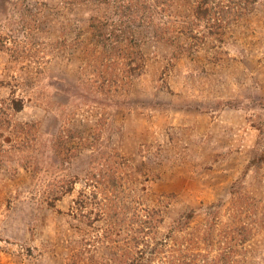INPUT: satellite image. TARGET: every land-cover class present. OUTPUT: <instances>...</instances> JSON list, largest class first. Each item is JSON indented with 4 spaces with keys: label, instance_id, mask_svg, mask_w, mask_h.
Wrapping results in <instances>:
<instances>
[{
    "label": "rangeland",
    "instance_id": "rangeland-1",
    "mask_svg": "<svg viewBox=\"0 0 264 264\" xmlns=\"http://www.w3.org/2000/svg\"><path fill=\"white\" fill-rule=\"evenodd\" d=\"M190 10L191 0H176L139 19L145 68L120 88L87 65L90 18H112L111 7L0 0V99L22 98L15 119L35 125L25 137L0 129V264H120L132 240L105 209L125 202L140 221L144 208H160V238L195 211L179 242L215 214L210 243L199 237L192 250L264 264V0L200 45L179 30ZM67 127L81 136L67 143L69 161L53 146ZM121 169L142 180L143 204L120 199L111 180Z\"/></svg>",
    "mask_w": 264,
    "mask_h": 264
},
{
    "label": "trees",
    "instance_id": "trees-1",
    "mask_svg": "<svg viewBox=\"0 0 264 264\" xmlns=\"http://www.w3.org/2000/svg\"><path fill=\"white\" fill-rule=\"evenodd\" d=\"M80 1V0H77ZM90 1V0H87ZM107 7L113 9V17L104 19L96 16L90 18V31L95 39V47L86 50L88 54V67L95 68L98 74L107 72L110 74L109 79L105 82L115 84L120 88L123 82L129 76H140L145 68V56L140 44L135 39L133 26L139 23V19L151 18L154 21L156 11H166V6L171 7L176 0H97ZM259 0H191L190 14H186L180 25V32L195 40L199 45L206 39L222 40L226 33L227 27L233 25L247 11H250ZM161 9V10H160ZM160 12V13H161ZM164 15V14H163ZM205 39V40H204ZM65 40V39H61ZM60 41V40H59ZM57 40L55 46L59 48L60 41ZM63 43V42H62ZM0 43V48H3ZM17 49V48H16ZM106 77V76H105ZM105 80V79H104ZM104 82V83H105ZM3 86H10L9 83ZM15 92V91H14ZM25 101L17 98L14 93L7 99H0V129L14 128L21 131L19 134L27 136L29 129L35 125L29 122H20L15 119L17 112L24 108ZM1 131V130H0ZM2 134L0 132V138ZM81 138L79 134L70 128H64L55 137L53 146L59 157L63 160H70L72 157L71 150L67 143L74 139ZM3 147H0V161ZM123 163V162H122ZM30 168V166H27ZM120 178H112L113 186H120V199L134 198L132 202L143 204L145 200L144 191H140V178H134L135 173L121 169ZM90 177H95L92 176ZM97 179V178H90ZM103 181L101 178H98ZM95 180H93L95 182ZM76 179H73L67 188L51 202L52 206L56 205V200L62 199L63 195L73 192ZM139 185V186H138ZM120 189V190H121ZM125 192V195H122ZM130 203V205H129ZM125 204H116L106 210L109 217H121L120 221L125 222L128 235L132 240V248H120L123 254V260L120 264H237L233 260V250L224 251L221 257H211L207 253L196 252L192 246L203 237L205 242L210 243L213 238L215 227V214L210 213V220L204 228L201 226L194 228L189 234H183L181 242L173 239L176 231L184 232L190 229V223L196 216L195 211L187 212L182 219L176 220V226H170L164 237H159V227L163 225L165 219L162 217L160 208L146 210L145 218L139 219L128 218L130 213L135 211L136 206L131 202ZM101 215V214H100ZM100 215L98 217H100ZM95 218H97L95 216ZM94 218V219H95ZM135 220H138L136 223ZM137 224V227L135 226ZM115 230V228H114ZM113 235V227L105 230L103 240L107 241ZM179 239V238H178ZM246 239V238H245ZM243 239L240 238V242ZM205 256V258H204ZM203 257V258H201ZM238 262V261H237Z\"/></svg>",
    "mask_w": 264,
    "mask_h": 264
}]
</instances>
